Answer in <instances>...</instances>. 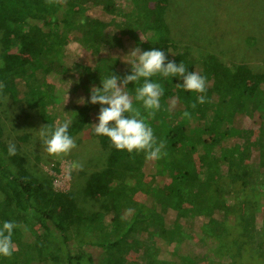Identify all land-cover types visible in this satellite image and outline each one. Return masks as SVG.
<instances>
[{
	"label": "trees",
	"instance_id": "obj_1",
	"mask_svg": "<svg viewBox=\"0 0 264 264\" xmlns=\"http://www.w3.org/2000/svg\"><path fill=\"white\" fill-rule=\"evenodd\" d=\"M154 1L164 3L125 0L118 31L135 39L133 48L162 50L207 82L201 94L177 88L178 77L150 78L164 90L160 109L146 120L157 141L165 142L167 155L159 160L116 150L95 135L92 120L101 105L79 102L105 77L123 74V59L113 52L123 46L108 29L111 23L97 15L99 8L116 10L115 0H0L1 90L25 99L44 125L70 121L69 135L88 129L107 150L105 167L90 173L84 189L98 207L86 210L73 191L56 189L0 142V226H22L13 230L15 251L0 256V264H138L127 258L132 249L146 264H174L156 257L160 243L178 244L177 256L192 235L204 259L264 264V71L226 64L214 54L189 59L171 38L165 7H153ZM27 44L24 61L12 49ZM67 44L91 55L74 58ZM124 71L131 74L130 65ZM66 95L76 100L64 104ZM198 95L206 102L197 103ZM51 104L58 108L50 110ZM141 113L147 116L143 108Z\"/></svg>",
	"mask_w": 264,
	"mask_h": 264
},
{
	"label": "rangeland",
	"instance_id": "obj_2",
	"mask_svg": "<svg viewBox=\"0 0 264 264\" xmlns=\"http://www.w3.org/2000/svg\"><path fill=\"white\" fill-rule=\"evenodd\" d=\"M115 2L116 10L105 13L99 8L97 15L111 23L108 29L114 31L115 39L123 46L121 50H113L114 54H120L123 59L119 68L123 78L127 75L124 70L129 65L124 62L128 58L126 54L133 48L135 39L125 29L118 31V26L124 24V9L120 5L124 4L125 0ZM163 2L154 1L153 7L158 8L162 5L165 7L164 19L170 28L171 38L186 50L189 59L197 62L208 54H214L226 64L246 63L256 71H264V0H163ZM65 48L74 58L81 55L88 60L86 57L91 55L84 49L80 51L76 44H67ZM12 50L24 61L29 59L28 44ZM137 86L133 82L128 83L127 90L130 95H134ZM79 93L80 89L76 91V94ZM74 100L76 99L66 95L64 104H70ZM50 106V110L58 108L57 104ZM98 112L99 110L94 114L92 123H98ZM43 123L37 110L28 106L25 99H14L10 93L0 89L2 146L8 148L9 143L15 144L16 152L24 156L26 165L34 174L52 182L58 190L73 191L80 205L86 210L97 209V202L87 196L84 189L90 173L105 167L107 150L102 148L98 139L87 129L73 137L76 147L69 154L49 156L38 139V130L44 126ZM73 162H78L82 167L70 168ZM148 179L153 181L154 177L148 175ZM187 243L188 247H183L185 252L179 250L178 255L173 256L175 245L178 244L171 242L170 248H167L168 246L161 242L156 257L160 260L168 259L174 264L182 262L219 264L218 261L204 259L199 254L201 243L195 235H192ZM128 257L138 264H146L143 253L137 250L132 249ZM246 263L257 264L256 260L252 259Z\"/></svg>",
	"mask_w": 264,
	"mask_h": 264
},
{
	"label": "clouds",
	"instance_id": "obj_3",
	"mask_svg": "<svg viewBox=\"0 0 264 264\" xmlns=\"http://www.w3.org/2000/svg\"><path fill=\"white\" fill-rule=\"evenodd\" d=\"M126 55L128 58L124 62L130 65L131 74L123 78L115 74L105 77L101 80V86H93L90 89L88 100L85 101L82 97L80 103L101 105L97 115L98 123L93 124L95 135L107 137L116 150H126L129 153L143 152L146 159L159 160L167 155L164 151L165 142L157 141L152 127L146 120L154 117L155 112L160 109V98L164 90L160 83L152 82L150 78L157 74L178 77L182 83H177V88L202 94L206 91V77L198 72L187 71L183 62L177 64L173 60H168L165 52L159 49L145 51L134 47ZM141 79L143 83L135 88L134 95H130L127 90L128 83L135 84ZM3 88L4 84L0 83V89ZM134 101L139 102L140 107L134 106ZM196 102L203 104L206 97L198 95ZM171 107H175V100L172 101ZM191 107L195 108L196 104H192ZM141 108L145 110L147 116L142 115ZM183 115L190 118L187 110ZM69 123L70 121L58 122L54 128L44 125L38 130L40 144L49 156L67 155L76 147L75 140L68 132ZM15 154V144L9 143L8 155ZM81 167L78 162L70 165V168L74 169ZM20 227L22 226L12 221H5L0 226V256L10 257L13 254L15 251L13 230Z\"/></svg>",
	"mask_w": 264,
	"mask_h": 264
}]
</instances>
